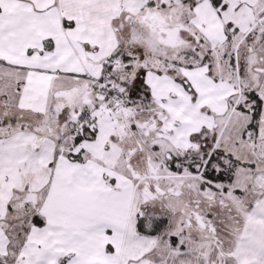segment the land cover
I'll list each match as a JSON object with an SVG mask.
<instances>
[{
  "label": "snow or ice",
  "instance_id": "snow-or-ice-1",
  "mask_svg": "<svg viewBox=\"0 0 264 264\" xmlns=\"http://www.w3.org/2000/svg\"><path fill=\"white\" fill-rule=\"evenodd\" d=\"M0 264H264V0H0Z\"/></svg>",
  "mask_w": 264,
  "mask_h": 264
}]
</instances>
